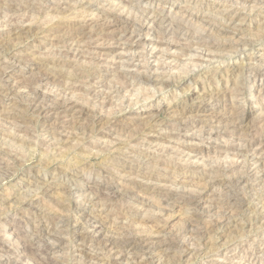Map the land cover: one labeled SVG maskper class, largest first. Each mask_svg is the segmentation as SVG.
Listing matches in <instances>:
<instances>
[{"label": "rangeland", "instance_id": "1", "mask_svg": "<svg viewBox=\"0 0 264 264\" xmlns=\"http://www.w3.org/2000/svg\"><path fill=\"white\" fill-rule=\"evenodd\" d=\"M0 8V264H264V0ZM158 11L161 30L148 19ZM88 179H102L98 198Z\"/></svg>", "mask_w": 264, "mask_h": 264}, {"label": "bare ground", "instance_id": "2", "mask_svg": "<svg viewBox=\"0 0 264 264\" xmlns=\"http://www.w3.org/2000/svg\"><path fill=\"white\" fill-rule=\"evenodd\" d=\"M85 1H86V0H85ZM92 1H93V0H92ZM83 2H84V1H83ZM90 2H91V1H90ZM90 2H89V3H90ZM79 3H80V2H79ZM121 3H122V2H121ZM126 3H127V2H126ZM76 4H77V3H76ZM90 4H91V3H90ZM231 4H233V3H231ZM15 5H16V4H15ZM73 5H74V4H73ZM82 5H83V4H82ZM125 5H126V4H125ZM7 6H8V5H7ZM17 6H18V5H17ZM55 6H56V5H55ZM83 6H84V5H83ZM86 6H88V4H87ZM86 6H85V7H86ZM122 6H123V5H122ZM10 7H11V6H10ZM56 7H57V6H56ZM56 7H55V8H56ZM132 7H133V6H132ZM7 8H8V7H7ZM15 8H16V7H15ZM19 8H20V6H19ZM57 8H58V7H57ZM66 8H67V7H66ZM133 8H134V7H133ZM0 9H2V8H0ZM17 9H18V8H17ZM13 10H14V9H13ZM58 10H59V9H58ZM80 10H81V9H80ZM11 11H12V10H11ZM103 11H104V10H103ZM103 11L101 12L102 14L104 13ZM107 11H108V10H107ZM111 11H112V10H111ZM141 11H142V10H141ZM144 11H145V10H143V12H144ZM105 12H106V11H105ZM137 12H139V11H137ZM158 12H159V11H158ZM158 12L153 13L151 18H148L147 15L144 16V17H147L148 19H150L149 22H151V25H152V23H153L154 25H155V24H156V25H157V24L160 25V28H159V27H158V28L161 30V29L163 28V27L161 28V25L164 24V23H166V22L168 23L170 20L168 19L169 21H165L164 16L161 15V12H159V13H158ZM101 13H100V14H101ZM107 13H108V12H107ZM109 13H110V12H109ZM11 14H12V13H11ZM102 14H101V15H102ZM148 14H149V13H148ZM143 15H144V14H143ZM104 16L106 17V18L104 17L106 20H107V19H111L110 16H109V14H108V15H107V14H104ZM127 16H128V15H127ZM148 16L150 17V14H149ZM129 18H130V17H129ZM140 18H143V17H140ZM21 19H22V18H21ZM127 19H128V18H127ZM148 19L145 18V20H148ZM113 20H114V19H113ZM119 20H120V19H119ZM125 20H126V19H125ZM133 20H134V19H133ZM140 20H141V19H140ZM107 21H108V20H107ZM115 21H117V19H115L114 22H115ZM120 21H121V20H120ZM122 21H124V20H122ZM122 21H121V22H122ZM130 21H132V20H130ZM173 21H174V20H173ZM111 22H112V19H111L110 23H111ZM114 22H112V23H114ZM117 22H118V21H117ZM121 22H120V23H121ZM124 22H126V21H124ZM127 22H129V21H127ZM137 22H139V21H137ZM145 22H146V21H145ZM108 23H109V22H108ZM110 23H109V24H110ZM115 23H116V22H115ZM131 23H132V22L127 23L126 28H129V26H130ZM135 23H136V22H135ZM139 23H140V22H139ZM169 23H170V22H169ZM17 24H18V23H17ZM64 24H65V23H64ZM68 24H69V23H68ZM70 24H71V23H70ZM74 24H75V23H74ZM93 24L95 25V22H94ZM93 24H92V27H93ZM96 24H97V23H96ZM105 24H106V23H105ZM137 24H138V23H136V25H137ZM142 24H143V23H142ZM149 24H150V23H149ZM170 24H171V23H170ZM172 24H173V23H172ZM174 24L176 25V29H175L176 32H177V31H180V32H181V31H183V32L185 31V32H187L186 34H185V32L183 33L184 36H182V34H180L182 37L186 38V36H189V35L192 34L191 31H192L193 29L188 28L189 26L185 25L183 22L180 23V21H179L178 24H176V23H174ZM10 25H11V24H10ZM65 25H66V24H65ZM97 25H98V24H97ZM102 25H104V24H102ZM106 25H107V24H106ZM106 25H104V26H106ZM154 25H153V26H154ZM165 25H166V24H165ZM4 26H5V25H4ZM15 26H16V25H15ZM15 26H14L13 28H11V32H10V33H11L12 35H15V36H16L17 34L19 35V33L21 32V31H17V30H18V29H21V28H18V27H15ZM29 26H31V25H29ZM77 26H78V25H77ZM79 26H80V25H79ZM89 26H90V25H89ZM100 26H101V25H100ZM124 26H125V25H124ZM138 26H141V28H142V25H141V24H139ZM22 27H23V26H22ZM27 27H28V26H27ZM33 27H34V26H33ZM65 27H66V26H65ZM106 27H107V26H106ZM122 27H123V25H122ZM132 27H133V26H132ZM134 27H135V26H134ZM148 27H149V26H148ZM173 27H174V26H173ZM76 28H77V27H76ZM82 28H83V27H82ZM82 28H81V30H82ZM84 28H85V26H84ZM84 28H83V30H84ZM90 28H91V27H90ZM100 28H101V27H100ZM103 28H104V27H103ZM126 28H124L125 33H127V32H126ZM137 28H138V27H137ZM141 28H140V29H141ZM167 28H170L171 31L174 33V34H173V33H172V34L176 36V34H175L176 32H174V31L172 30V27H166V29H167ZM22 29H23V28H22ZM31 29H32V27H28V28L24 29V32H25V33H28ZM78 29H79V28H78ZM92 29H93V28H92ZM92 29H90V31H92ZM94 29H95V27H94ZM107 29H109V28H107ZM164 29H165V28H164ZM73 30H74V29H73ZM99 30H100V29H99ZM99 30H97V31H99ZM103 30H104V29H103ZM121 30H122V29H121ZM124 30H123V31H124ZM133 30L136 31L135 28L132 29V31H133ZM168 30H169V29H168ZM64 31H65V30H64ZM69 31H70V30H69ZM74 31H75V30H74ZM74 31H73V32H74ZM77 31L79 32V30H77ZM88 31H89V30H88ZM95 31H96V30H95ZM123 31H122V32H123ZM129 31H130V30H129ZM137 31H138V30H137ZM196 31H197V30H196ZM196 31H195V32H196ZM22 32H23V30H22ZM32 32H34V30H33ZM37 32H38V31H37ZM70 32H71V31H70ZM70 32H69V34H70ZM86 32H87V31H86ZM86 32H85V33H86ZM100 32H101V31H100ZM130 32H131V31H130ZM130 32H129V33H130ZM138 32H139V31H138ZM163 32H164V31H163ZM163 32H161V33H163ZM217 32H218V31H217ZM225 32H226V31H225ZM10 33H7V34H10ZM43 33H44V32H43ZM63 33H64V32H63ZM65 33H66V32H65ZM79 33H80V32H79ZM97 33H98V32H97ZM101 33H102V32H101ZM101 33H100V34H101ZM123 33H124V32H123ZM165 33H166V31H165ZM177 33H178V32H177ZM20 34H21V33H20ZM69 34H68V35H69ZM80 34H81V33H80ZM82 34H84V33H82ZM82 34H81V36H82ZM90 34H91V33H90ZM102 34H103V33H102ZM131 34L134 35L132 32H131ZM226 34H227V33H226ZM0 35H1V34H0ZM31 35H32V34H31ZM66 35H67V34H66ZM73 35H74V34H73ZM78 35H79V34H78ZM78 35H77V36H78ZM92 35H93V34H92ZM110 35H112V34H110ZM222 35H223V34H222ZM10 36H11V35H10ZM19 36H20V35H19ZM74 36H75V35H74ZM77 36H76V37H77ZM87 36H89V35H87ZM95 36H96V35H95ZM130 36H131V35H130ZM196 36H197V35H196ZM198 36H200V35H198ZM205 36H206V35H205ZM205 36H204V37H205ZM16 37H17V36H16ZM79 37H80V36H79ZM85 37H86V36H85ZM98 37H99V36H98ZM177 37H178V36H177ZM192 37H193V36H192ZM192 37H191V39H192ZM77 38H78V37H77ZM105 38H106V36H105ZM105 38H104V39H105ZM114 38H115V37H114ZM178 38H179V37H178ZM178 38H177V39H178ZM180 38H181V37H180ZM180 38H179V39H180ZM187 38H188V37H187ZM193 38H194V37H193ZM61 39H62V38H61ZM94 39H95V38H94ZM98 39H99V38H98ZM100 39H101V38H100ZM106 39H107V38H106ZM200 39H202V36H201ZM200 39L197 40V41H200ZM203 39H204V38H203ZM203 39H202V40H203ZM62 40H64V39H62ZM62 40H61V41H62ZM76 40H77V39H76ZM115 40H116V39H115ZM192 40H193V39H192ZM205 40H207V39L205 38ZM215 40H216V39H215ZM68 41H69V42H68ZM68 41L66 40V42H68V44H69L71 41H70V40H68ZM83 41H84V40H83ZM161 41H162V40H161ZM164 41H165V39H164ZM174 41H175V40H174ZM178 41H179V40H178ZM183 41H185V40H183ZM187 41H188V40H187ZM76 42H77V41H76ZM100 42H101V41H100ZM168 42H169V41H168ZM171 42H172V41H171ZM175 42L177 43V40H176ZM201 42H202V41H201ZM201 42H200V44H201ZM203 42H204V40H203ZM62 43H63V42H62ZM62 43H61V44H62ZM77 43H78V42H77ZM83 43H85V42H83ZM188 43H190V42H188ZM192 43H193V42H192ZM221 43H222V42H221ZM221 43H220V44H221ZM68 44H65V45H68ZM70 44H71V43H70ZM75 44H76V43L73 42V45H75ZM87 44H88V43H87ZM87 44H85V45H87ZM167 44H168V43H167ZM173 44H174V43H173ZM180 44H181V43H180ZM182 44H183V43H182ZM186 44H187V43H186ZM217 44H218V43H217ZM249 44H250V43H249ZM8 45H9V44H8ZM71 45H72V44H71ZM81 45L83 46L82 43L80 44V46H81ZM97 45H98V44H97ZM165 45H166V44H165ZM168 45L171 47V43H170V42H169ZM168 45H167V46H168ZM197 45H198V44H197ZM202 45L204 46V47H203L204 49L207 48V49L210 50V51H213V50H214V51H215V50L217 51V50L221 47V46H219V45H216V42H215V44H214V43H212L211 41H210V42H207V43H203ZM222 45H224V44H222ZM1 46H2V45H1ZM78 46H79V45H78ZM82 46H81V47H82ZM87 46H88V45H87ZM99 46H100V45H99ZM198 46H199V45H198ZM246 46H247V45H246ZM83 47H84V46H83ZM83 47H82V48H83ZM85 47H86V46H85ZM190 47H191V46H190ZM201 47H202V46H201ZM205 47H206V48H205ZM0 48H1V47H0ZM168 48H169V47H168ZM71 49H72V48H71ZM79 49H80V48H79ZM85 49H86V48H85ZM87 49H88V48H87ZM192 49H193V48H192ZM75 50H76V48H75ZM81 50H82V49H81ZM197 50H198V49H197ZM200 50H201V49H200ZM208 50H207V51H208ZM223 50H224V49H223ZM77 51H78V49H77ZM224 51H225V50H224ZM227 51H228V50H227ZM75 52H76V51H75ZM209 53H210V52H209ZM209 53L206 52L207 57H208V54H209ZM222 53H223V52H222ZM80 54H81V53H80ZM210 54H211V53H210ZM190 55H191V54H190ZM209 56H211V55H209ZM207 57H206V58H207ZM200 58H201V57H200ZM190 60H191V59H190ZM205 60H206V59H205ZM208 60H209V59H208ZM199 61H200V60H199ZM122 62H123V61H122ZM2 63H3V61H2ZM192 63H193V62H192ZM120 65H121V64H120ZM198 65H199V63H198ZM200 65H201V64H200ZM1 67H2V66H1ZM3 69H4V68H3ZM3 69H2V72H3ZM7 69H8V68H7ZM45 71H46V70H44V72H45ZM0 72H1V71H0ZM4 72H5V71H4ZM4 72H3V73H4ZM37 72H40V71H37ZM42 72H43V71H42ZM119 72H120V71H119ZM3 73H1V74H3ZM46 73H47V72H46ZM84 73H85V72H84ZM49 74H50V73H49ZM79 74H80V73H79ZM118 74H119V73H118ZM36 75H37V73H36ZM36 75H35V78H36ZM38 75H40V73H39ZM38 75H37V76H38ZM41 75H42V74H41ZM41 75H40V76H41ZM46 75H47V74H46ZM64 75H65V74H64ZM82 75H83V74H82ZM87 75H88V74H87ZM119 75H122V74L120 73ZM149 75H150V74H149ZM1 76H2V75H1ZM117 76H118V75H117ZM56 77H57V76H56ZM80 77H81V76H80ZM124 77H125V76H124ZM31 78H32V77H31ZM43 78H44V77H42L41 79H43ZM46 78L48 79V77H46ZM53 78H55V76H54ZM62 78H63V77H62ZM62 78H61V79H62ZM87 78H88V77H87ZM4 79H5V78H4ZM4 79H3V80H4ZM67 79H68V78H67ZM74 79H75V78H74ZM123 79H124V78H123ZM145 79H146V78H145ZM145 79H144V80H145ZM147 79H148V78H147ZM149 79H150V77H149ZM0 80H1V79H0ZM31 80H32V79H31ZM37 80H38V79H37ZM39 80H40V79H39ZM86 80H87V79H86ZM97 80H98V79H97ZM40 81H41V80H40ZM50 81H51V80H50ZM52 81H54V80H52ZM55 81H56V80H55ZM70 81H71V80H70ZM79 81H80V80H79ZM121 81H122V80H121ZM146 81H147V80H146ZM148 81H149V80H148ZM153 81H154V80H153ZM29 82H30V81H29ZM33 82H34V81H33ZM46 82H47V81H46ZM48 82H49V81H48ZM57 82L59 83V81H57ZM30 83H31V82H30ZM35 83H36V82H35ZM40 83H41V82H40ZM43 83H44V82H43ZM64 83H65V82H64ZM121 83H122V82H121ZM24 84H25V83H24ZM89 84H90V83H89ZM26 85H27V84H26ZM33 85H34V84H33ZM33 85H32V86H33ZM36 85H37V84H36ZM52 85H53V84H52ZM239 85H240V84H239ZM0 86H1V85H0ZM28 86H29V85H28ZM75 86H76V85H75ZM89 86H90V85H89ZM89 86H88V87H89ZM4 87H5V86H4ZM4 87H3V88H4ZM7 87H9V86H7ZM10 87H11V86H10ZM24 87H25V85H24ZM24 87H23V88H24ZM30 87H31V86H30ZM56 87H57V86H56ZM26 88L29 89L28 87H26ZM33 88H34V87H33ZM239 88H241V87H239ZM10 89H12V88H10ZM30 89H31V88H30ZM30 89H29V90H30ZM1 90L3 91V89H1ZM21 90H22V89H21ZM31 90H32V89H31ZM119 90H120V89H119ZM36 91H37V90H36ZM216 91H217V90H216ZM6 92H7V90H6ZM9 92H10V91H9ZM14 92H15V91H14ZM30 92H31V91H30ZM7 93H8V92H7ZM32 93H33V92H32ZM2 94H3V93H2ZM29 94H30V93H29ZM38 94H39V93L36 92L34 97L36 98ZM196 94H197V93H196ZM216 94H217V93H216ZM6 95H7V94H6ZM14 95H15V93H14ZM19 95H20V94H19ZM24 95H25V94H24ZM31 95H32V94H31ZM33 95H34V94H33ZM29 96H30V95H29ZM42 97H44V96H42ZM42 97H41V98H42ZM209 97H210V96H209ZM35 98H34V99H35ZM34 99H33V101H34ZM23 100H24V99H23ZM35 102H36V101H35ZM17 105H18V104H17ZM29 105H30V104H29ZM29 105H28V106H29ZM37 105H38V103H37ZM37 105H36V107H38ZM28 106H27V108H28ZM31 106H32V105H31ZM25 108H26V107H25ZM33 108H34V107H33ZM65 109H66V108H65ZM23 110H25V109H23ZM27 110H29V109H27ZM30 111H31V110H30ZM32 111H33V109H32ZM57 111H58V110H57ZM6 112H9V111H6ZM58 112H59V111H58ZM4 113H5V111H4ZM11 113H12V112H11ZM16 113H17V112H16ZM28 113H29V112H28ZM65 113H66V112H65ZM180 113H181V112H180ZM180 113H179V114H180ZM33 114H34V113H33ZM7 115H8V114H7ZM21 115H22V114H21ZM9 116H10V115H9ZM14 116H15V114H14ZM16 116H17V115H16ZM91 116H92V115H91ZM91 116H89V119H91V118H90ZM10 117H11V116H10ZM11 118H12V117H11ZM92 118H93V116H92ZM94 118H95V116H94ZM94 118H93V119H94ZM150 119H151V118H150ZM16 120H17V119H15V121H16ZM93 121H94V123H96L95 120H93ZM97 121L99 122V120H97ZM109 121H110V120H109ZM9 122H10V121H9ZM88 122H90V120H89ZM91 122H92V121H91ZM105 122H107V121H105ZM119 122H120V121H119ZM103 123H104V122H103ZM15 124H16V123H15ZM22 124H23V123H22ZM22 124H21V125H22ZM88 124H89V123H88ZM88 124H87V125H88ZM98 124H99V123H98ZM104 124H105V123H104ZM13 125H14V124H13ZM93 125H94V124H93ZM101 125H102V124H101ZM106 125H107V124H106ZM15 126H16V125H15ZM59 126H60V125H59ZM67 126H68V125H67ZM104 126H105V125H104ZM104 126H102V128H103ZM88 127H89V126H88ZM90 127H91V126H90ZM92 127H93V126H92ZM151 127H152V126H151ZM185 127H186V126H185ZM71 128H73V127H71ZM82 128H84V127H82ZM100 128H101V127H100ZM104 128L106 129V127H104ZM104 128H103V129H104ZM180 128H181V127H179V129H180ZM84 129H85V128H84ZM181 129H182V128H181ZM213 129H214V128H213ZM18 130H20V129L18 128ZM78 130H79V129H78ZM102 131H103V130H102ZM209 132H210V131H209ZM87 133H88V131H87ZM69 134H70V133H69ZM73 136H74V135H73ZM209 136H210V135H209ZM71 137H72V136H71ZM68 139H69V138H68ZM249 139H250V138H249ZM258 140H259V139H258ZM59 143H60V142H59ZM240 148H241V147H240ZM249 148H250V147H249ZM238 153H239V152H238ZM240 157H241V156H240ZM220 168H221V167H219V170H220ZM222 170H223V169H222ZM223 172H224V171H223ZM71 173H72V172H71ZM80 173H81V172H80ZM82 173H83V172H82ZM213 173H214V172H213ZM213 173H212V174H213ZM74 174H75V173H74ZM81 175H82V174H81ZM89 175H91V174H89ZM69 176H70V175H69ZM69 176H68V177H69ZM73 176H75V175H73ZM87 176H88V175H87ZM77 177H78V176H77ZM79 177H80V176H79ZM65 178H67V177H65ZM70 178H71V177H70ZM72 178H73V177H72ZM87 178H89V177H87ZM97 178H99V177H97ZM73 179H74V178H73ZM73 179H72V180H73ZM76 179H77V178H76ZM93 179H94V178H93ZM67 180H68V179H67ZM80 180H81V179H80ZM101 180H102V179H101ZM101 180H100V181H101ZM239 180H240V179H239ZM43 181H44V180H43ZM78 181H79V180H78ZM82 181H83V180H82ZM100 181H98V182H97V180H92V181H90V179H88V180L85 181V182H86V187H87L88 191L93 192V193H94V196H95L96 198H98L100 194H103V190L101 189V185H100V183H99ZM236 181H237V180H236ZM65 182H66V181H65ZM101 182H102V181H101ZM237 182H238V181H237ZM32 183H33V182H32ZM45 183L49 184V183L46 182V181H45ZM63 183H64V182H63ZM79 183H80V182H79ZM82 183H83V182H82ZM82 183H80V184L82 185ZM107 183H108V182H107ZM109 183H110V182H109ZM27 184H28V183H27ZM50 184H51V183H50ZM83 184H84V183H83ZM38 185H39V184H38ZM43 185H44V184H43ZM43 185H42V186H43ZM64 185H65V184H64ZM69 185H70V184H69ZM74 185H75V183H74ZM77 185H78V184H77ZM111 185H112V184H111ZM228 185H229V184H228ZM62 186H63V185H62ZM70 186H71V185H70ZM84 186H85V185H84ZM84 186H83V187H84ZM107 186H108V185H107ZM109 186H110V185H109ZM225 186H226V185H225ZM46 187H47V186H46ZM50 187H51V186H50ZM59 187H60V186H59ZM72 187H73V186H72ZM230 187H231V186H230ZM62 188H63V187H62ZM65 188H66V187H65ZM67 188H70V187L67 186ZM108 188H109V187H108ZM108 188H105V189H108ZM36 189H37V188H36ZM114 189H115V188H114ZM237 189H238V188H237ZM46 190H47V189H46ZM66 190H69V189H66ZM226 190H227V189H226ZM70 191H71V190H70ZM106 191H107V190H106ZM117 191H118V193H119L120 190H117ZM198 191H199V190H198ZM65 192H66V191H65ZM86 192H87V191H86ZM112 192H113V191H112ZM129 192H130V191H129ZM129 192H128V193H129ZM184 192H185V191H184ZM227 193H228V192H227ZM70 194H71V193H70ZM108 194H109V193H108ZM112 194H114V193H112ZM116 194H117V193H116ZM121 194H122V193H121ZM228 194H229V193H228ZM64 195H65V194H64ZM92 195H93V194H91V196H92ZM128 195H129V194H128ZM196 195H198V193H197ZM199 195H200V194H199ZM225 195H226V194H225ZM229 195H230V194H229ZM65 196H66V195H65ZM67 196H70V195H67ZM94 196H93V197H94ZM107 196H108V195H107ZM114 196H115V195H114ZM130 196H131V195H130ZM170 196H172V195H170ZM170 196H169V197H170ZM177 196H178V195H177ZM194 196H195V195H194ZM110 197H111V196H110ZM164 197H165V196H164ZM173 197H174V196H173ZM181 197H182V198H185L186 196H185V194L183 193V194L180 196V198H181ZM187 197H188V196H187ZM187 197H186V198H187ZM195 197H196V196H195ZM96 198H95V199H96ZM100 198H101V197H100ZM100 198H99V199H100ZM107 198H108V197H107ZM189 198H191V199L194 200L193 196H191V195H190ZM91 199H92V198H91ZM99 199H97V200H99ZM227 199H228V198H227ZM63 200H65V199H63ZM66 200H67V199H66ZM92 200H93V199H92ZM100 200H101V199H100ZM174 200H175V198H174ZM193 200H192V201H193ZM198 200H199V199H198ZM198 200H197V201H198ZM25 201H26V200H25ZM176 201H177V200H176ZM64 202L66 203V201H64ZM98 202H100V201H98ZM190 202H191V201H190ZM190 202H189V203H190ZM87 203H88V201H87ZM230 203H231V202H230ZM194 204H195V203H194ZM29 205H30V204H29ZM22 206H23V205H22ZM59 206H60V205H59ZM223 207H224V206H223ZM223 207H222V208H223ZM230 207H231V206H230ZM222 210H223V209H222ZM222 210H221V211H222ZM74 211H75V210H74ZM217 211H218V210H217ZM54 212H55V211H54ZM224 212H225V211H224ZM230 212H231V211H230ZM59 213H60V212H59ZM129 213H130V212H129ZM207 213H208V212H207ZM218 213H219V212H218ZM67 214H68V213H67ZM224 214H225V213H224ZM227 214H228V213H227ZM59 215H60V214H59ZM206 215H207V214H206ZM222 215H223V214H222ZM228 215H229V214H228ZM62 216H63V214H62ZM68 216H69V215H68ZM196 216H197V215H196ZM60 217H61V216H60ZM187 217H188V216H187ZM228 217H230V216H228ZM228 217H227V218H228ZM190 218H191V217H190ZM53 219H54V218H53ZM44 220H45V219H44ZM85 220H86V219H85ZM197 220H198V219H197ZM212 220H213V219H212ZM219 220H221V219H219ZM219 220H217V221H219ZM222 220H223V219H222ZM227 220H228V219H227ZM67 221H68V220H67ZM67 221H66V222H67ZM158 221H159V220H158ZM163 221H164V220H163ZM59 222H60V221H59ZM219 222H221V221H219ZM64 223H65V221H63V224H64ZM190 223H191V222H190ZM212 223H213V222H212ZM215 223H216V221H215ZM63 224H62V226H63ZM97 224H98V223H97ZM97 224H94V225H95L94 228L96 227ZM100 224H101V223H100ZM45 225H46V222H45ZM101 225H102V224H101ZM212 225H213V224H212ZM212 225H211V226H212ZM67 226H68V225H67ZM207 226H208V225H207ZM207 226H206V227H207ZM209 226H210V225H209ZM46 227H47V226H46ZM48 227H49V226H48ZM91 227H92V226H91ZM152 227H153V226H152ZM204 227H205V226H204ZM206 227H205V228H206ZM49 228H50V227H49ZM92 228H93V227H92ZM101 228H102V226L99 225V226L94 230V232H95V233L100 232L99 229H101ZM207 228H208V227H207ZM211 228H212V227H211ZM47 229H48V228H46V230H47ZM50 229L52 230V228H50ZM54 229H55V228H54ZM54 229H53V230H54ZM57 229H58V227H57ZM61 229H62V228H61ZM65 229H66V228H65ZM102 229H103V228H102ZM53 230L51 231L52 233H54ZM208 230H209V229H208ZM210 230H211V229H210ZM210 230H209V231H210ZM205 231H206V230H205ZM132 232H133V231H132ZM12 233H13V232H12ZM52 233H51V234H52ZM57 233H59V232H57ZM144 233H145V232H144ZM42 234H43V233H42ZM42 234H41V236H42ZM128 234H129V233L127 232V235H128ZM145 234H147V233H145ZM177 234H178V233H177ZM206 234L208 235V233H206ZM9 235H10V234H9ZM26 235H28V234H26ZM80 235H81V234H80ZM127 235H125V237H124L126 240H127V238H126ZM137 235H138V234H137ZM149 235H150V234H149ZM149 235H148V236H149ZM175 235H176V234H175ZM84 236H85V235H84ZM84 236H83V237H84ZM121 236H122V234H121ZM128 236H129V235H128ZM133 236H134V234L132 235V237H133ZM135 236H136V235H135ZM15 237L17 238V236H15ZM27 237H28V236H27ZM27 237H26V238H27ZM60 237H61V235H60ZM60 237H59V238H60ZM83 237L81 236V239H83ZM117 237H118V236H117ZM137 237H138V236H137ZM140 237H142V238H139V237H138L139 239H136V238H130V237H129L130 239H128L127 241H126V240H124V241H126L127 244L129 243V245H132V246H134V248H136L137 246L140 247L141 244L145 245L146 242L149 240V239H147V237L145 238L143 235H141ZM143 237H144V238H143ZM11 238H12V237H11ZM16 238H14V239H16ZM48 238H49V237H48ZM53 238H54V237H53ZM53 238H50V240L53 239ZM59 238H58V239H59ZM62 238H63V237H62ZM84 238H85V237H84ZM111 238H112V237H111ZM113 238L115 239V237H113ZM150 238H152V236H150ZM21 239H22V236H21ZM39 239H40V238H39ZM81 239H80V240H81ZM2 240H3V239H2ZM10 240H11V239H10ZM19 240H20V239H19ZM19 240H18L17 242L20 243L21 240H20V241H19ZM23 240H24V239H23ZM26 240H27V239H26ZM26 240H25V241H26ZM55 240H56V238H55ZM106 240H107V238H106ZM110 240H111V239H110ZM110 240L108 239V241H110ZM29 241H30V240H29ZM29 241H28V242H29ZM41 241H42V240H41ZM53 241H54V240H53ZM56 241H58V240H56ZM78 241H79V240H78ZM81 241H82V240H81ZM117 241H118V240H117ZM124 241H123V242H124ZM11 242H13V241H11ZM14 242H15V241H14ZM35 242H36V241H35ZM54 242H55V241H54ZM105 242H106V241H105ZM9 243H10V242H9ZM23 243H24V242H23ZM36 243H37V242H36ZM117 243H118V242H117ZM117 243H116V241H114V240H111V241H110V245H109V246H110V247H113L112 250H117V249H115V248L118 247ZM119 243H121V242H119ZM147 243H148V242H147ZM149 243H150V242H149ZM151 243H153V242H151ZM171 243H173V242H171ZM174 243H175V242H174ZM3 244H4V243H3ZM11 244H13V243H11ZM11 244H9V246H10ZM25 244L30 245L29 243H24V246H25ZM20 245H21V244H20ZM35 245H36V244H35ZM53 245H54V244H53ZM81 245H83V244H81ZM124 245H125V243H124ZM173 245H174V247H175V244H172V246H173ZM14 246H16V245H14ZM14 246H13V247H14ZM17 246H18V245H17ZM17 246H16V247H17ZM21 246H22V245H21ZM38 246H39V245H38ZM54 246H55V245H54ZM86 246H87V245H86ZM120 246H121V245H120ZM120 246H119V247H120ZM176 246H178V245H176ZM34 247H35V246H34ZM77 247H78V246H77ZM83 247H84V246H83ZM83 247H82V248H83ZM106 247H107V246H106ZM139 247H138V248H139ZM150 247H151V245H150ZM4 248H5V247H4ZM11 248H12V246H11ZM44 248H46V247H44ZM49 248H50V247H49ZM145 248H147V247H145ZM167 248H168V246H167ZM169 248H170V247H169ZM31 249H32V248H31ZM50 249H51V248H50ZM58 249H59V248H58ZM78 249H79V247H78ZM78 249H77V250H78ZM80 249H81V248H80ZM108 249H110V248H108ZM148 249H149V248H148ZM165 249H166V248H165ZM175 249H176V248H175ZM0 250H1V249H0ZM3 250H4V249H3ZM39 250H40V249H39ZM39 250H38V251H39ZM43 250H44V249H43ZM83 250H84V249H83ZM178 250H179V249H178ZM4 251H5V250H4ZM9 251H10V250H9ZM25 251H26V249H25ZM31 251H32V250H31ZM31 251H29V252H31ZM86 251H87V250H86ZM134 251H135V250H133V252H134ZM11 252H12V250H11ZM22 252H23V251H22ZM47 252H49V250H48ZM79 252H81V251H79ZM88 252H89V251H88ZM100 252H101V251H100ZM116 252H117V251H116ZM142 252H143V250H142ZM34 253H35V252H34ZM36 253H37V251H36ZM77 253H78V252H77ZM82 253H83V252H82ZM82 253H81V254H82ZM85 253H87V252H85ZM93 253H94V252H93ZM106 253H107V252H106ZM110 253H111V251H110ZM110 253H109V254H110ZM117 253H118V252H117ZM4 254L6 255V253H4ZM4 254H3V255H4ZM7 254H8V253H7ZM14 254H15V253H14ZM31 254H32V253H31ZM78 254H79V253H78ZM81 254H80V255H81ZM0 255H1V253H0ZM5 255H4V256H5ZM22 255H23V254H21V255H19V256L21 257ZM28 255L30 256V254H28ZM28 255H27V256H28ZM43 255H44V254H43ZM45 255H46V253H45ZM45 255H44V256H45ZM84 255H85V254H84ZM144 255H145V254H144ZM148 255H149V254H148ZM6 256H8V255H6ZM11 256H12V259H13L14 255H11ZM19 256H16V257H19ZM37 256H38V255H37ZM47 256H48V254H47ZM53 256H54V255H53ZM53 256H52V257H53ZM92 256H93V255H91L90 257H92ZM146 256H147V255H146ZM1 257H2V256H1ZM1 257H0V258H1ZM20 257H19V258H20ZM33 257H34V256H33ZM90 257H89V258H90ZM36 258H37V257H36ZM85 258H86V257H85ZM92 258H93V257H92ZM92 258H91V260H92ZM94 258H95V257H94ZM94 258H93V260H94ZM21 259H22V258H21ZM28 259H30V258H28ZM33 259H34V260H33ZM33 259L31 258L32 261H35V258H33ZM37 259H38V258H37ZM8 260H9V259L7 258V261H8ZM15 260H16V259H15ZM17 260L19 261V259H17ZM22 260H23V259H22ZM22 260H21V261H22ZM31 260H30V263H31ZM42 260H44V258H43ZM46 260H48V259H45V261H46ZM49 260H50V259H49ZM88 260H89V259H88ZM88 260H87V261H88ZM93 260H92V261H93ZM12 261H14V259H13ZM18 261H17V262H18ZM23 261H25V260H23ZM100 261H101V260H100ZM133 261H134V260H133ZM37 262H39V264H40L41 261H38V260H37ZM47 262H48V261H47ZM52 262H53V261H52ZM77 262H78V260H77ZM90 262H91V261H90ZM123 262H124V261H123ZM128 262H129V261H128ZM136 262H138V261H136ZM95 263H97V262H95ZM121 263H122V262H121ZM3 264H4V263H3ZM15 264H16V263H15ZM23 264H24V263H23ZM31 264H32V263H31ZM44 264H46V262H45ZM47 264H48V263H47ZM52 264H53V263H52ZM58 264H59V263H58ZM97 264H98V263H97ZM118 264H120V262H119ZM123 264H124V263H123ZM127 264H128V263H127Z\"/></svg>", "mask_w": 264, "mask_h": 264}]
</instances>
